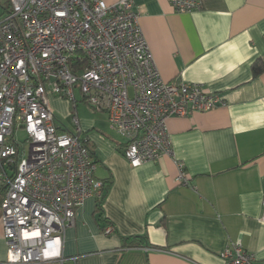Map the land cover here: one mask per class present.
<instances>
[{
	"label": "crops",
	"instance_id": "crops-1",
	"mask_svg": "<svg viewBox=\"0 0 264 264\" xmlns=\"http://www.w3.org/2000/svg\"><path fill=\"white\" fill-rule=\"evenodd\" d=\"M200 1L180 14L167 0H132V11L161 79L202 85L224 104L169 118L173 156L137 168L105 114L106 125L84 121L94 177L109 184L101 221L94 198L76 210L64 264H225L219 253L238 241L264 261V71H251L264 56V0ZM49 104L57 127L69 131L57 122L69 104L54 96ZM177 163L188 185L177 182ZM129 237H146L149 247L123 248ZM5 257L0 212V264Z\"/></svg>",
	"mask_w": 264,
	"mask_h": 264
},
{
	"label": "built area",
	"instance_id": "built-area-1",
	"mask_svg": "<svg viewBox=\"0 0 264 264\" xmlns=\"http://www.w3.org/2000/svg\"><path fill=\"white\" fill-rule=\"evenodd\" d=\"M167 1L180 14L201 8L200 0ZM8 2L10 12L0 18L3 264H64L65 231L85 200L101 198L102 183L94 177L76 114L72 131L59 129L49 97L76 107L77 90L125 140L121 153L132 168L173 156L169 118L224 103L202 85L161 79L132 0ZM177 167V182L188 185L182 165ZM112 232L110 226L103 230L105 236ZM219 257L225 264H264L239 241Z\"/></svg>",
	"mask_w": 264,
	"mask_h": 264
},
{
	"label": "rangeland",
	"instance_id": "rangeland-1",
	"mask_svg": "<svg viewBox=\"0 0 264 264\" xmlns=\"http://www.w3.org/2000/svg\"><path fill=\"white\" fill-rule=\"evenodd\" d=\"M6 8H7V0H0V18L4 15V10ZM75 97L77 100V103H76L77 109L75 111L73 109V105L65 100V102H67L69 104L70 110H69L67 118H58L57 119V122L60 126L62 125V126H64V128L68 129L69 131H72L73 127H72V123H71V116L74 114H76V116L78 118L81 131H82L81 126H82L84 121H87L88 123L90 122L89 123V125H90L92 120H99L101 126L106 125L105 116L102 113L94 112L86 104H84L81 101V96L77 90H75ZM110 130H112V129H110ZM112 132H113V130H112ZM20 138L22 140L23 136H21Z\"/></svg>",
	"mask_w": 264,
	"mask_h": 264
},
{
	"label": "trees",
	"instance_id": "trees-1",
	"mask_svg": "<svg viewBox=\"0 0 264 264\" xmlns=\"http://www.w3.org/2000/svg\"><path fill=\"white\" fill-rule=\"evenodd\" d=\"M10 12V7H9V2L7 0V8L4 10V15ZM3 15V16H4ZM2 16V17H3ZM251 71H252V75L254 77H257L259 74H261L264 71V56L261 58H258L257 60L254 61V63L251 66ZM86 146L87 145V142ZM91 154V153H90ZM102 183V195L101 198L96 200V207H95V214L97 215V219L99 221H101L103 218V213H102V202L105 198V194L107 191V184H109L108 181H101ZM4 193V188L0 187V202H1V198L3 196ZM146 237H129V238H124L123 239V248H137V247H141L143 246H147L146 244ZM149 247V246H147Z\"/></svg>",
	"mask_w": 264,
	"mask_h": 264
}]
</instances>
